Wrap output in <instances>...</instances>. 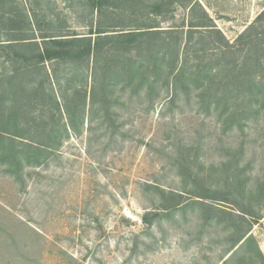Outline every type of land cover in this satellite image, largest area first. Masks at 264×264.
<instances>
[{
    "label": "rangeland",
    "instance_id": "obj_1",
    "mask_svg": "<svg viewBox=\"0 0 264 264\" xmlns=\"http://www.w3.org/2000/svg\"><path fill=\"white\" fill-rule=\"evenodd\" d=\"M114 1L0 0V264H264V0Z\"/></svg>",
    "mask_w": 264,
    "mask_h": 264
},
{
    "label": "trees",
    "instance_id": "obj_2",
    "mask_svg": "<svg viewBox=\"0 0 264 264\" xmlns=\"http://www.w3.org/2000/svg\"><path fill=\"white\" fill-rule=\"evenodd\" d=\"M91 1V5L93 7L94 10L98 11L99 14L103 11V9L105 8V6H111L112 8H115L117 7L118 5L116 4V1L114 0H90ZM152 10L153 12H159L160 10H162V6L161 4H154L152 6ZM264 15V11L262 12L261 16L260 17H263ZM116 25H119V24H114V25H108L107 26V30L104 28L103 30H99L97 31V34H101L102 32H110V31H114L115 29H112V28H115V27H121L122 25L120 26H116ZM140 24H135L132 28V30L130 31H125L123 30L121 33H118L120 34L119 36H116V38L118 37V39H123V41L125 40V42L128 44H131L129 49H131V47H133V43L135 41V44H136V47L139 46V43L136 42V37L138 35L142 36V35H145L147 34L148 36L150 37H155V38H158L159 35L161 34V32L157 29H154V27H156L155 25H148L147 26V30L146 31H142V30H139L140 27H138ZM125 26H132V25H125ZM250 30H248L247 32H249ZM118 34H115V33H111V34H106L107 36H114V35H118ZM245 34V33H244ZM242 34L241 38L245 37V35ZM59 36H62V35H56L54 37H46L48 39L49 42V45L46 44V47H44L43 50H40L39 54L36 55L35 57H38L41 61H46V60H50V59H54V58H57V57H60V56H64V55H67V53L69 54H76L77 56H84V54H87V55H90V53L93 51V49L97 48V46L99 45V38L101 37V35H97L96 37V40L94 41V39L92 38V36H84V37H73V38H67V39H64V38H60ZM110 38V37H108ZM155 40H158V39H155ZM162 40V38H161ZM32 42L33 44H36L34 42H37V41H30ZM163 45H167L170 43V41L168 40H163L162 41ZM226 42V48L227 47H233V45H230L228 41H225ZM12 44V43H10ZM59 46L60 48L56 47V46ZM81 46L83 48H81ZM67 48L69 50H67ZM75 50V51H74ZM166 52L163 54L160 55V57H158V59H161V60H165L166 58ZM255 59V56L253 55V57L251 58V60H254ZM134 63V62H133ZM136 64V62L134 63ZM158 63L157 65H154V70L157 71L158 70ZM176 66H174L175 68ZM136 70L137 71H140V67H136ZM173 70V69H172ZM69 100V99H68ZM67 99H65V105H66V110L67 112L69 113L70 115V102L68 101ZM72 118V117H70ZM13 140V139H12ZM28 146V145H27ZM12 149L9 151L11 154H13V156L19 160L20 158V153H22L23 149L20 150V148H14L12 145H11ZM32 148V146H29V149ZM29 149H24L23 152H28ZM41 151H43L41 149ZM37 152V151H36ZM29 152V161H31V156L32 154H35L38 156H40V153L41 152ZM6 156H8V152L6 151Z\"/></svg>",
    "mask_w": 264,
    "mask_h": 264
}]
</instances>
